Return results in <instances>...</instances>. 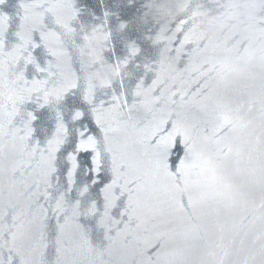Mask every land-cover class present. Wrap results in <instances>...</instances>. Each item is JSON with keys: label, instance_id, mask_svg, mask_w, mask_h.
<instances>
[{"label": "water", "instance_id": "obj_1", "mask_svg": "<svg viewBox=\"0 0 264 264\" xmlns=\"http://www.w3.org/2000/svg\"><path fill=\"white\" fill-rule=\"evenodd\" d=\"M0 264H264V0H0Z\"/></svg>", "mask_w": 264, "mask_h": 264}]
</instances>
